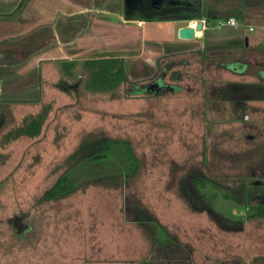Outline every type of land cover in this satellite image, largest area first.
<instances>
[{"label": "rangeland", "instance_id": "rangeland-1", "mask_svg": "<svg viewBox=\"0 0 264 264\" xmlns=\"http://www.w3.org/2000/svg\"><path fill=\"white\" fill-rule=\"evenodd\" d=\"M216 23L200 51L161 57L157 71L125 51L130 82L113 88H92L90 59L41 63L40 86L7 106L0 130V264H179L172 249L198 264H243L237 249L247 259L264 243V216L249 204L264 193L252 177L264 132L236 120L255 107L218 92L251 80L223 67L243 71L248 51L227 44L262 31ZM19 81L8 91L23 94Z\"/></svg>", "mask_w": 264, "mask_h": 264}, {"label": "crops", "instance_id": "crops-1", "mask_svg": "<svg viewBox=\"0 0 264 264\" xmlns=\"http://www.w3.org/2000/svg\"><path fill=\"white\" fill-rule=\"evenodd\" d=\"M22 1L0 0V69L6 72L35 57H38L36 65L40 66L49 59L67 63L82 58L121 57L125 60L128 71V55L125 56V51L131 48L138 51L134 59L142 60L145 66L149 64L155 66L157 71L161 57L178 51L191 54L200 51L203 48L202 40L205 32L209 29L208 27L206 31L198 32L194 40H182L178 37V29L186 26L191 19L147 20L137 14H126L125 0H25L19 10ZM192 1H198L202 11L201 18H207L208 22L210 17L218 19L232 16L242 24L240 28L231 27L236 30L248 28L249 25H264V0ZM179 23L186 24L179 25ZM125 37L128 41H125ZM245 38H248L249 42L244 47L248 49L243 53V58L245 57L246 60L241 61L244 65L243 71L223 67L237 75L248 74L251 80L233 82L232 87H227L228 84L224 83L218 88V92L219 97H223L226 101L230 99L226 94L228 92H234L236 95L245 92L248 96L233 97L235 106L238 109L255 108L252 112L248 110L239 112L249 116V119H244V116L240 115L239 118L236 116V120L243 126L245 124L255 126L257 130L262 128L260 131L262 133L264 132V124L261 125L264 121V97H254L252 91L255 85L264 88V32L257 33L252 42L249 36ZM217 43L218 46H224L225 41ZM134 44H137V47ZM227 45L233 46L236 51L243 50V41L240 37L233 39ZM252 118L255 120L251 121ZM247 136L253 139L254 135ZM255 150L259 149L255 148L253 151ZM259 152L261 154H258L259 157L255 160L258 162L261 157L260 162L263 164L259 163V166L255 167L257 174H253L252 177L256 180L261 179L260 182L263 183L264 149H260ZM262 198L264 193L249 197L252 201V204H249L252 206L254 217L259 215L254 212L264 206ZM237 250L243 264H257L258 261L261 263L264 261L262 242H256L253 248H249L251 254L247 259L244 251ZM194 262L197 263L196 260Z\"/></svg>", "mask_w": 264, "mask_h": 264}, {"label": "flooded vegetation", "instance_id": "flooded-vegetation-1", "mask_svg": "<svg viewBox=\"0 0 264 264\" xmlns=\"http://www.w3.org/2000/svg\"><path fill=\"white\" fill-rule=\"evenodd\" d=\"M193 2L194 4L192 6H173V7L171 6V7H165L156 13L133 12L132 15L137 14L138 16H141L144 18L188 17V16L202 12L198 1L197 2L193 1ZM136 8L137 9L139 8L138 3L136 1H132L128 7V11L129 12L135 11ZM125 11H126V7H125ZM182 20H186V19H182ZM37 60H38V57L32 58V60L28 59L27 60L28 62L26 61V62H23L17 65L10 72H6L5 70L0 69V81L3 85V86L0 85V113H1L0 114V130H2V128L5 126L8 120L9 114H8L7 106L11 102L29 101L28 99L23 98L24 97L23 95H25L27 92L31 90L37 89L40 86L41 83H40L39 72H40L41 66L36 65V63L38 64ZM51 60H54V59H51ZM30 61L31 62L33 61L31 65L28 64ZM47 61H50V59ZM70 62L71 61H68L67 63L69 64ZM13 74H14V77H12ZM19 74L22 75L20 78L18 77ZM14 80L15 81L20 80L19 83H22L26 80L28 81V84L26 85V87L23 88L25 90L23 94L22 93L17 94L15 91L13 92L12 90L8 91V88L12 87V85L14 86L18 85L17 82L14 83ZM11 94H15V95H11ZM191 199L193 201V198ZM262 199L264 201V198ZM20 220L21 218L19 217L16 220V222H19Z\"/></svg>", "mask_w": 264, "mask_h": 264}, {"label": "trees", "instance_id": "trees-1", "mask_svg": "<svg viewBox=\"0 0 264 264\" xmlns=\"http://www.w3.org/2000/svg\"><path fill=\"white\" fill-rule=\"evenodd\" d=\"M25 0H23L19 6V10L20 8L24 5ZM202 17V13H197L188 17H167V18H147V20H182V19H192V18H201ZM209 18V17H208ZM243 46H246L243 44ZM85 67L89 68V70L91 71V85L92 88L94 89H103V88H113L116 87L117 85H119L120 82H130L128 73H127V69H126V64H125V60L121 57H106V58H97V59H90L84 62ZM76 65V61H71L69 63V67L70 66H74ZM234 84H230L228 83L227 87L233 86ZM254 90L252 91V96L257 97V98H262L264 97V88H262L259 85H255L254 86ZM43 119L41 117H36V118H32L30 125L32 126H37L38 128L33 131L31 126L30 130L27 132V134H35L38 132L39 128L41 127ZM105 153H99V156L97 154H95L94 156L96 157H100L103 156ZM200 178L197 179V184L196 185H200ZM197 187V186H196ZM62 189L60 188V185L56 186L53 188V191L51 192V197H56L59 194H61ZM67 191V190H65ZM203 195V194H202ZM264 207V206H262ZM259 207V208H262ZM264 216V212L262 214L256 215V216ZM222 223V222H220ZM188 249V248H187ZM184 250H181L180 252H177V250L172 249L168 251L167 254H169L167 257L169 258H176L174 259L175 263H179V264H195V262L193 261L191 255L189 254H185L182 253ZM188 252V250H187ZM183 254V255H182Z\"/></svg>", "mask_w": 264, "mask_h": 264}, {"label": "water", "instance_id": "water-1", "mask_svg": "<svg viewBox=\"0 0 264 264\" xmlns=\"http://www.w3.org/2000/svg\"><path fill=\"white\" fill-rule=\"evenodd\" d=\"M132 1H136L139 8L135 11L129 12L128 7ZM194 2L192 0H125L126 14H133V12H144V13H156L165 7L173 6H192ZM203 30L202 22H198L196 28L192 26H182L178 29V37L182 40H194L196 39L197 32ZM249 40L246 38V44ZM1 114V113H0ZM250 203L252 201L250 200ZM18 229H21V225L15 222L14 224Z\"/></svg>", "mask_w": 264, "mask_h": 264}, {"label": "built area", "instance_id": "built-area-1", "mask_svg": "<svg viewBox=\"0 0 264 264\" xmlns=\"http://www.w3.org/2000/svg\"><path fill=\"white\" fill-rule=\"evenodd\" d=\"M198 22H202L203 30L209 27V22L207 18L191 19L188 21L186 26H192L196 28ZM226 26L240 28L242 24L238 21L236 17H232V16L217 19V23H216L217 28H222ZM248 28L249 31L251 32H254L257 28H260V30L264 32V25L261 26L249 25Z\"/></svg>", "mask_w": 264, "mask_h": 264}]
</instances>
